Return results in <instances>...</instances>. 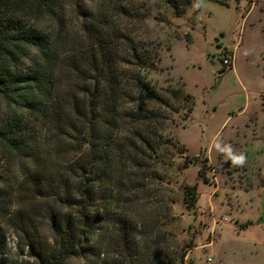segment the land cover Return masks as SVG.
I'll return each instance as SVG.
<instances>
[{
  "label": "trees",
  "instance_id": "16d2710c",
  "mask_svg": "<svg viewBox=\"0 0 264 264\" xmlns=\"http://www.w3.org/2000/svg\"><path fill=\"white\" fill-rule=\"evenodd\" d=\"M142 1L0 0V264H21L4 232L12 222L33 264H101L113 240L127 252L140 224L119 213L120 192L128 186L126 203L146 206L162 163L184 155L163 135L168 114H180L173 102L186 99L178 89L164 95L154 78L160 46L119 24H143L151 10ZM28 190L46 200L51 237L21 212ZM184 199L195 206L196 185Z\"/></svg>",
  "mask_w": 264,
  "mask_h": 264
},
{
  "label": "rangeland",
  "instance_id": "374dc122",
  "mask_svg": "<svg viewBox=\"0 0 264 264\" xmlns=\"http://www.w3.org/2000/svg\"><path fill=\"white\" fill-rule=\"evenodd\" d=\"M143 1L141 10H151L143 24L124 16L119 24L160 46L154 78L164 95L178 89L186 99L173 102L180 114L167 113L174 120L163 135L176 137L184 155L162 163L163 183L146 206L126 203L128 186L120 192L119 213L140 225L130 249L122 253L113 240L101 264H181L188 247L183 264H264V0H174L179 17L165 0ZM229 49L231 69L223 65ZM256 114L259 121H251ZM195 185L198 201L190 208L184 190ZM18 199L21 212L36 218L39 236L51 237L42 220L46 200L29 190ZM16 229L12 222L4 231L13 259L33 264Z\"/></svg>",
  "mask_w": 264,
  "mask_h": 264
},
{
  "label": "crops",
  "instance_id": "0c3cea01",
  "mask_svg": "<svg viewBox=\"0 0 264 264\" xmlns=\"http://www.w3.org/2000/svg\"><path fill=\"white\" fill-rule=\"evenodd\" d=\"M228 53L233 55V61H235V53H234V50L229 49V50H228ZM233 66H234V62H233ZM261 105H262V107H263V108H261V112L264 113V101H263V103H262ZM243 111H244V110H241V113H242ZM255 116H258V115H257V114L254 115V116L252 117V120H251V121H253V120L259 121V118L255 117ZM255 134H256V133H255ZM258 137H259V136H258ZM240 138L243 139V141L246 140V133L243 135V137H240ZM259 138H260V139H264V137H259ZM263 152H264V151H263ZM263 177H264V175H263ZM260 218H261V220H260V224H264V197H263V200H262V208H261V215H260Z\"/></svg>",
  "mask_w": 264,
  "mask_h": 264
},
{
  "label": "built area",
  "instance_id": "2783aa9c",
  "mask_svg": "<svg viewBox=\"0 0 264 264\" xmlns=\"http://www.w3.org/2000/svg\"><path fill=\"white\" fill-rule=\"evenodd\" d=\"M223 65L225 67H230V66H233V58L231 55L229 54H226L223 58Z\"/></svg>",
  "mask_w": 264,
  "mask_h": 264
}]
</instances>
